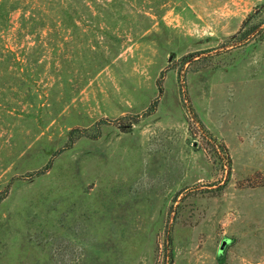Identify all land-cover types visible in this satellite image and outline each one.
Instances as JSON below:
<instances>
[{"label":"rangeland","instance_id":"1","mask_svg":"<svg viewBox=\"0 0 264 264\" xmlns=\"http://www.w3.org/2000/svg\"><path fill=\"white\" fill-rule=\"evenodd\" d=\"M0 264H264V0H0Z\"/></svg>","mask_w":264,"mask_h":264},{"label":"trees","instance_id":"2","mask_svg":"<svg viewBox=\"0 0 264 264\" xmlns=\"http://www.w3.org/2000/svg\"><path fill=\"white\" fill-rule=\"evenodd\" d=\"M246 26V22H244V27ZM254 29H255V26L254 27H251V28H249V29H246V30H244V31H242L240 34H239V37H238V41H242V40H245V39H247L250 35H251V33L254 31ZM184 61H185V63H186V60L184 59ZM157 102V101H156ZM156 102H154V103H156ZM154 104H151V108H153L154 106H153ZM79 136H78V131H76V130H73V131H71V132H69V134H68V148H69V145L71 144V142L73 141V139L75 138H78ZM67 145V144H66Z\"/></svg>","mask_w":264,"mask_h":264},{"label":"water","instance_id":"3","mask_svg":"<svg viewBox=\"0 0 264 264\" xmlns=\"http://www.w3.org/2000/svg\"><path fill=\"white\" fill-rule=\"evenodd\" d=\"M225 244H226V241H222V244H221V246H220V250H223Z\"/></svg>","mask_w":264,"mask_h":264}]
</instances>
